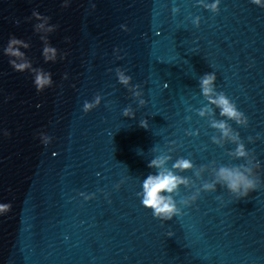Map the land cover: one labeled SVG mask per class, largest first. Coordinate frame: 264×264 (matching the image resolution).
Instances as JSON below:
<instances>
[{"label":"water","instance_id":"1","mask_svg":"<svg viewBox=\"0 0 264 264\" xmlns=\"http://www.w3.org/2000/svg\"><path fill=\"white\" fill-rule=\"evenodd\" d=\"M63 2L0 0V203L12 205L0 215V264H264V8L251 0H220L217 13L201 0ZM33 10L58 26L48 36L55 63L43 60L37 21L27 19ZM12 35L30 44L22 51L52 74L51 87L37 92L31 72L12 69L3 54ZM118 68L131 76L128 88ZM211 72L216 91L248 119L228 123L259 163L260 184L240 199L218 185L183 206L215 167L246 164L211 127L220 110L199 87ZM96 95L100 105L85 113ZM128 107L134 118L123 115ZM162 154L169 168L179 158L194 165L177 173L194 187H180L183 215L170 221L138 195Z\"/></svg>","mask_w":264,"mask_h":264},{"label":"clouds","instance_id":"2","mask_svg":"<svg viewBox=\"0 0 264 264\" xmlns=\"http://www.w3.org/2000/svg\"><path fill=\"white\" fill-rule=\"evenodd\" d=\"M70 0H64L63 7L67 8L69 6ZM254 5L264 8V0H251ZM202 6L209 9L213 13L219 11L220 0H215L213 3H203ZM94 7V5H93ZM178 9H173L175 13ZM32 18L37 21L33 28L37 34H40V40L43 42L42 56L45 63H55L58 57V50L56 47L52 46L48 36L57 29V25L50 24V17L42 15L38 11L33 10L31 17L27 18L31 20ZM19 24V21H16ZM197 26H199L200 18L196 17L193 21ZM47 25V35L41 33V29L45 28ZM30 48V44L23 39L17 38L15 35L9 37L6 47L3 48V54L9 57V64L12 69L19 73H24L26 71L31 72L34 77V86L37 92H42L46 88L51 87L53 84L52 74L50 72L44 71L42 68L33 67L31 60L26 55L25 51ZM66 55V54H65ZM61 59L64 58L63 55L60 56ZM124 71L117 69L118 82L125 87H129L131 76L125 75ZM64 79H67V74H65ZM217 76L214 72L206 73L199 80V87L201 89L202 95L206 100L215 105L216 108L220 110L219 114L222 117L220 120H215L212 122L211 127L216 128L220 131L222 137L226 138L228 142L236 145L234 151L230 152L229 155L233 158L240 159L243 158L246 164H241L239 166H220L219 168H214L212 173V179L210 181H205L202 183L201 187L197 188L196 191L188 198L182 199L180 204L183 206H188L195 202L201 191L204 192H214L217 190L219 185L222 188H226L231 194H233L237 199L248 197V195L257 189L260 184V177L257 175V170L260 165L255 162L254 157L246 150L244 143L241 141L238 132H235L230 126L228 121H235L238 125L247 126L248 119L243 112L237 109L236 104L231 101L223 92H217L215 88V82ZM132 88H140L139 85H132ZM134 95L136 97H141L142 92L135 91ZM101 103V96L96 95L93 102L85 101L83 105V111L85 113L90 112ZM146 103L144 99H139V105L143 106ZM205 108L207 105L204 106ZM199 114H204V108L199 110ZM125 117L134 118V112L130 107L125 108L123 111ZM140 127L147 129L148 122L143 120L140 122ZM8 135L7 132L4 133ZM41 143L45 146L51 143L52 138L47 134L40 133ZM214 143H219L216 137H212ZM251 140V138H249ZM171 157L166 154H162L153 158L149 164V168L156 169L155 174H149L146 179L142 182V192L138 193L142 197V204L144 207L151 209L153 216L161 221H170L175 216L183 215L181 208L177 206V202L174 199L175 195L179 193L180 187L184 186L186 188L194 187L193 181L188 178L181 176L177 173L185 172L188 170H193L194 165L191 160L186 158H179L172 165L171 168L167 167V161ZM207 169V166H201L195 168L194 175L197 179H201V173ZM119 185H117V188ZM84 200L93 199L94 196L87 195L85 193H80ZM12 205L10 203H0V215L7 214L11 211ZM169 236L172 235L170 232Z\"/></svg>","mask_w":264,"mask_h":264}]
</instances>
